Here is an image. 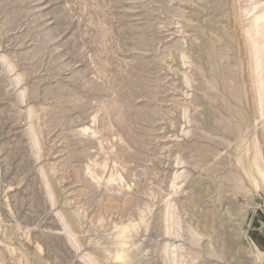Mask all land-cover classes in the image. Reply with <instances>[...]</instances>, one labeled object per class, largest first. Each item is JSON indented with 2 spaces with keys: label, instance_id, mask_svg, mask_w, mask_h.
<instances>
[{
  "label": "rangeland",
  "instance_id": "1",
  "mask_svg": "<svg viewBox=\"0 0 264 264\" xmlns=\"http://www.w3.org/2000/svg\"><path fill=\"white\" fill-rule=\"evenodd\" d=\"M263 12L0 0V264H264Z\"/></svg>",
  "mask_w": 264,
  "mask_h": 264
},
{
  "label": "bare ground",
  "instance_id": "2",
  "mask_svg": "<svg viewBox=\"0 0 264 264\" xmlns=\"http://www.w3.org/2000/svg\"><path fill=\"white\" fill-rule=\"evenodd\" d=\"M258 17H256V20H261L262 18H263V20H264V12L262 13V14H259V15H257ZM263 53H264V51H263ZM204 98V97H203ZM263 99H264V97H263ZM199 101V100H198ZM86 130V129H85ZM87 131V130H86ZM231 136V135H230ZM194 139V138H193ZM198 141V140H197ZM224 144V143H223ZM257 171V174H258V176H257V179H258V181H257V183H258V186L259 187H262V189H263V191H264V172H262V171H260V170H256ZM250 174H248L247 176H249ZM251 178V177H250ZM252 179V178H251ZM252 183V182H251ZM167 230H168V228H167ZM167 233V231L165 232V234ZM169 236V235H168ZM252 246V245H251ZM254 247V250H252L253 252H254V256H255V258H256V261H258V262H260L261 260H263V258H264V255H263V252H260V250L261 249H259V248H257L256 246H253ZM164 250H165V248H164ZM176 250V249H175ZM256 250V251H255ZM165 252V251H164ZM173 252V251H172ZM170 253L169 255H171V254H173V253ZM172 256V255H171ZM173 256H176V254L175 255H173ZM172 256V257H173ZM253 256V257H254ZM174 258V257H173ZM172 258V259H173ZM177 258V257H176ZM174 260V259H173ZM171 262V261H170Z\"/></svg>",
  "mask_w": 264,
  "mask_h": 264
},
{
  "label": "crops",
  "instance_id": "3",
  "mask_svg": "<svg viewBox=\"0 0 264 264\" xmlns=\"http://www.w3.org/2000/svg\"><path fill=\"white\" fill-rule=\"evenodd\" d=\"M257 246H259V245H257ZM259 248V247H258ZM261 248H263V247H261Z\"/></svg>",
  "mask_w": 264,
  "mask_h": 264
}]
</instances>
